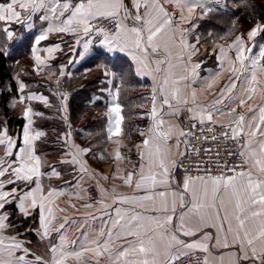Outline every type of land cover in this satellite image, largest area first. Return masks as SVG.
Masks as SVG:
<instances>
[{
    "label": "crops",
    "instance_id": "1",
    "mask_svg": "<svg viewBox=\"0 0 264 264\" xmlns=\"http://www.w3.org/2000/svg\"><path fill=\"white\" fill-rule=\"evenodd\" d=\"M10 0H0V4H7ZM77 2V1H74ZM163 7L169 12L172 23L166 34L161 33V37L168 40L169 51L164 52L163 48L158 53H150L147 57V63L150 71L137 72V61L133 58L132 50L121 51L119 48H109L103 44L104 34L96 31L91 32L88 36H84L80 33H60L50 32L47 33L45 40L36 44V39L44 34L49 24L53 26H61L59 21L51 19V14L41 9L39 12L31 13V9L22 11L21 22L13 21L6 23L0 21V29L3 31L4 38L0 43H4L2 48L5 49L7 56H18L20 58L25 57L26 61L18 62L15 64L16 73L15 79L18 83V95L11 99L9 107L13 115L24 118L25 126H29V119L31 120L30 131L32 135L36 132H42L43 135L36 141H34L35 154L41 159V178L40 183L43 188V194L46 196L48 191L55 189L60 192V195H54L50 198L51 203L45 201L44 215L45 218L50 221L48 237L43 236V228L41 227V208L39 207L40 201L38 200L36 207H31L30 202L24 203V211L18 206L20 204V194L23 191H27L29 188H35V182L28 184L23 181H17L15 184H7L9 177L6 175L3 178L5 181V191H10L12 188L18 189L16 198L11 199L5 204L3 209H0V216H7L4 221L6 227L0 232V236L4 238L15 237L20 242L23 248L28 249L27 240L21 237V234L10 233L11 229L9 221V210L6 206L15 203L18 213L21 216L29 217L35 213L39 215L38 229L34 230L38 235L41 242L48 241L52 237H56L55 246H59L61 243V237L65 238V243L72 249L75 244H72L73 238L67 237L71 234L73 228L74 233H77V250L79 245L85 241V239H100L103 241L106 237L98 236V233L102 230L106 231V227L110 226L111 218L116 216L115 208L120 207L124 209H132L135 207L136 211L142 212L145 215H159L163 217L171 213V201L172 193H176V212L174 216L173 224L169 227L174 229L179 223V215L181 212H185L186 208L181 207L180 196L184 194V183L188 178L180 173L178 168L179 158L183 157L187 152V140L186 132L183 129V117L189 115L193 120L199 122L200 113L196 106H206L214 103L217 97L220 95L221 90L229 83L230 78L233 77L232 72L229 70L228 61H234L237 68L240 67L239 62L236 61L237 47H229L233 45L237 37H242L244 47L252 49L251 54L245 51V55H258L259 48L264 45V40L261 39L264 26L256 24L254 26H248L249 28L241 30L240 32L226 36L212 35L208 33L206 38L204 34L200 32L201 26L207 22V15L216 8H226L228 0H200L203 7H197L194 12L189 14L187 8H180L176 5L175 0H159ZM139 3V12L135 4ZM123 8L120 11V19L129 28L137 26L135 22V16L137 14L143 16L145 8L143 6V0H122ZM233 6V4H229ZM17 10H19L17 8ZM125 10L127 11V19L125 17ZM31 13V19H28ZM49 16L48 20L41 19L42 16ZM67 17V14L64 18ZM94 26L95 21L92 22ZM28 24L32 27L29 28ZM260 26L257 36L251 40L248 38V33L257 26ZM97 27V26H96ZM7 28L13 33L11 39L8 38L4 29ZM98 28V27H97ZM109 35L115 33L108 32ZM1 34V33H0ZM1 36V35H0ZM80 43L77 44V40ZM183 40V43L181 41ZM210 42H206V41ZM89 41V47L87 50L84 48V42ZM59 46L58 48L56 46ZM187 45L188 47H185ZM194 46V47H193ZM19 48L18 50H14ZM52 48L53 51L49 52L48 49ZM221 48L224 49V53H221ZM35 50V52H34ZM97 50L104 51L109 57L126 58L129 64L134 69L135 74L143 81L142 91L147 93L144 99L145 109L142 114L139 115V119H143L145 122L137 129L139 140L128 146L124 136V118L122 120L121 128L122 134L120 136H112L109 139L108 128L110 121L108 117L109 108L113 105V98L115 96L116 89L114 87L115 74L113 72L106 75L104 79L105 87L101 90V93L105 97L97 95L94 97L92 103H96L101 100L105 106L102 110V116L105 118V134L107 137V146L105 147V155L97 156L93 154V150L90 147L84 146L76 138V133L83 132L81 126H74L69 118V93L63 88V82L66 77H70L72 72L80 66L84 61L93 56ZM139 54V53H137ZM35 55H39L44 62L39 68L35 62ZM167 58L170 61L171 68L168 63L160 64V71H157V60ZM246 63H248L246 61ZM199 65V67H194ZM223 68V70H222ZM28 71L29 75H34L38 80H45L47 83L46 93L37 91L35 88L30 87L22 79V74ZM250 76V74H248ZM259 79H264V74L257 73ZM183 77L184 79H180ZM168 79V84L165 86L164 93L160 92V88L163 86L164 79ZM178 83H173V81ZM213 83V87L209 89L208 83ZM237 88L231 93L227 94L224 98L222 105L217 107L223 108L224 115L214 114L215 123H229L232 117L227 115L228 109L235 107L237 113L246 112L248 105L243 108L239 106V99L243 87L246 83L241 76L240 80L236 81ZM20 84L24 85L23 90L20 89ZM156 90V107L158 113L164 120L163 126L158 131L167 132L171 129V134L168 137L167 143V163L169 166V174L167 183L164 185H158L155 192L165 191L168 193L169 211L167 213L161 211H151L150 203L145 202L144 207L134 206L133 204H119L113 203L114 197L119 196H143L151 194L144 189H135V181L138 178L134 176L133 185L130 187L124 184V181L120 177L126 176L129 171L138 172L142 163H147V157L142 161L140 153L145 152L146 149L143 146V141L148 139L152 133L150 129L153 126V119L151 117V111L153 108V90ZM175 89H179V101L173 99L171 92ZM196 92L195 105L192 103L191 94ZM168 95L171 107L162 103L164 96ZM23 97V99H21ZM29 97H32L29 99ZM41 97L43 99H41ZM183 100H187L188 103H183ZM259 98L250 101V104L257 103ZM116 102H119L117 100ZM121 105V104H120ZM56 109L57 113H54ZM192 108L193 111H188ZM27 109H31V113L28 118L24 116V112ZM121 115L122 106H121ZM50 122L60 124V130L57 131L55 138L51 139V144L48 147H43L42 144L48 135L51 128L46 127ZM46 125V126H45ZM111 126L114 128V114ZM7 129L8 136L16 139L19 144V138L17 135L11 134L6 124L0 126V133ZM180 132H184L185 135L181 136ZM143 133V135H141ZM23 130L20 136V146H22ZM179 144V147L177 145ZM2 148V146H0ZM55 148L59 149L58 155L50 156V151ZM83 149H89L87 153L83 152ZM119 150L123 159L117 161L115 159L116 151ZM75 155L76 161L73 162V156ZM0 157H3V151H0ZM147 172V168L145 169ZM154 171L159 172L160 169L155 168ZM75 175V176H74ZM207 178V177H205ZM59 183L62 185L60 186ZM64 186V187H63ZM71 193H74L72 195ZM40 193H37L39 196ZM159 198L157 197V201ZM190 200V193L185 195V203ZM91 205V207H86ZM108 205L109 207H105ZM48 207L52 208V216L48 214ZM145 209H148L147 211ZM107 213V214H106ZM221 216L223 212L221 211ZM65 220L67 223L65 224ZM219 223V222H217ZM61 224H64V228L60 232L55 229L60 228ZM186 227L194 228V221L185 219ZM235 226V224H233ZM203 232H208L212 237L208 241L209 251L207 253V259L209 264H258L251 258V252L247 247L246 241L243 240V233H241L240 240H234L233 234L227 232V222L224 224V231H218L217 227L208 226L206 228L198 229L197 236H183L179 235V238L191 242L193 240L201 239ZM225 236L227 237V246H225ZM219 240V244L217 243ZM7 242V239H6ZM116 244H122V240L115 242ZM243 244V249H242ZM115 245H113V250ZM195 250H186L190 253ZM175 251V249H173ZM202 251V250H200ZM245 251L248 252V258H245ZM17 256H24L26 261H35L33 253L28 249V253L25 254L23 250L16 252ZM84 259L88 261L99 260V264H109L107 255L96 257L92 253H86ZM71 262V261H70ZM73 264H81L79 261H73Z\"/></svg>",
    "mask_w": 264,
    "mask_h": 264
},
{
    "label": "snow or ice",
    "instance_id": "2",
    "mask_svg": "<svg viewBox=\"0 0 264 264\" xmlns=\"http://www.w3.org/2000/svg\"><path fill=\"white\" fill-rule=\"evenodd\" d=\"M175 3L180 8H187L189 14L195 11L197 7H203L200 0H175ZM145 13L143 16L137 14L135 22L137 26L128 27L120 17V11L123 8L122 0H10L7 4H0V21L11 23L13 21H21L22 11L31 9V13L39 12L44 9L51 14V19L59 21L61 26H53L49 24L47 31L41 34L35 41L39 44L45 40L47 33H80L88 36L91 32L96 31L104 34L103 44L109 48H119L121 51L132 50L133 58L137 61V72L150 71L147 63V57L150 53H158L161 48L164 52L171 56L168 47V40L161 37V33L166 34V29L172 23V18L169 12L163 7L159 0H143ZM135 7L139 12L140 4L136 3ZM17 8L19 10H17ZM31 13L28 19H31ZM127 19V11L125 10ZM67 14V17L65 15ZM41 19L48 20L49 16H42ZM101 19H112L115 23V33L109 35L103 28H97L93 25V21ZM31 28L32 25L28 24ZM260 26L253 28L248 33V38L257 36L260 31ZM9 39L13 33L7 28L4 29ZM80 40H77V44ZM89 41L84 42L85 50L89 47ZM183 43V40L181 41ZM238 45V47H237ZM59 47L58 45L56 46ZM185 47H188L185 45ZM194 47V46H193ZM229 47H237L236 61L240 67L235 66V62L229 60V70L233 77L229 83L221 90L220 95L214 103L206 106H196L200 113L199 122L204 124L215 123L214 114L224 115L223 108L217 107L222 105L227 94L237 88V80L243 79L246 86L243 87L239 106L243 108L248 105L246 112L237 113L236 108L228 109L227 115L232 117L226 127L229 131H224L221 135L225 139L239 141L243 139L241 144L242 150L239 152L241 163L228 169L230 175H216L205 177L188 178L184 183V194L180 196L182 208H186L185 212L179 215L180 223L174 228L169 226L173 224L176 212V193H172L171 213L164 215H145L142 212L132 209L122 210L120 207L115 208L116 216L111 218L110 226L106 227V231L102 230L98 233L100 237H106L103 241L100 239H85L79 245V250H69L65 243V238L61 237L59 246L50 248L51 256L48 260L37 256L35 261H26L24 256H17L16 252L23 250L25 254L28 249L23 248L22 244L15 237L4 238L0 236V264H69V258L81 262V264H99V260L88 261L84 259L86 253H92L96 257L107 255L109 264H182V257L187 255L186 250L199 249L204 252L209 251L208 241L212 239L208 232H203L201 239L186 242L179 238L183 236H197V230L208 226L217 227L218 231H224V224L227 222V232L233 234L234 240L241 239L246 241L247 247L251 252V258L259 261V264H264V79H259L257 73L264 74V45L259 48L258 55H245V51L251 54L252 49L247 50L244 47L242 37H237L233 45ZM49 52L53 49L49 48ZM35 52V50H34ZM139 53V54H137ZM221 53L224 49L221 48ZM35 62L39 68L44 62L39 55H35ZM246 61L248 63H246ZM160 71V64L168 63L171 68L170 61L167 58L156 61ZM194 67H199L196 65ZM223 70V68H222ZM250 74V76L248 75ZM180 79H184L181 77ZM178 83V81H173ZM213 83H208L207 87L211 89ZM168 84V79L165 78L160 92L164 93L165 86ZM20 89L23 90L24 85L20 84ZM173 99L179 101V89L171 92ZM119 97V88L116 89L113 98V105L109 108L108 128L109 139L112 136H120L122 134L121 105L116 102ZM259 98L255 104H250V101ZM32 97H29L31 99ZM23 99V97H21ZM41 99H43L41 97ZM193 105H195L197 96L193 91L191 94ZM153 108L151 117L153 126L150 129L152 135L143 141V146L147 150L140 153L142 161L147 157V163H142L138 172L129 171L126 176L120 177L124 184L133 185V178L137 176L135 181V189H144L146 194L143 196H119L113 199V203L133 204L134 206L144 207L145 202L150 203L151 211H161L167 213L169 211L168 193L165 191L155 192L158 185L167 183L169 174V166L167 163V143L168 137L171 134V129L167 132H160L158 129L163 126L164 120L158 113L156 107V90H153ZM183 103H188L183 100ZM163 104L171 107L168 95L164 96ZM188 111H193L189 108ZM31 109L24 112L26 118L29 117ZM114 114V128L111 126ZM31 120L29 126L23 129L22 146L16 139L8 136L5 128L0 133V151H3V157H0V178L9 177L7 184H15L17 181H23L31 184L35 182V188H29L20 194V204L18 205L24 211V203L30 202L31 207H36L38 200L41 208V227L43 228V236L48 237L49 223L45 218L44 209L45 201L51 203L50 198L54 195H60L55 189L48 191L47 195L43 194V188L40 183L41 178V159L35 154L34 141L38 140L43 133L36 132L35 135L30 131ZM209 132L212 128L208 129ZM143 135V133H141ZM180 135H185L180 132ZM216 140L215 135L212 136ZM179 147V144L177 145ZM87 153L89 149H83ZM115 159L117 161L123 159L119 150L116 151ZM76 161L75 155L73 162ZM247 170H244V166ZM147 168V172L145 169ZM155 168L160 169L159 172L154 171ZM237 168L241 170L237 171ZM5 181L0 179V209L5 207L11 199L16 198L18 189L12 188L10 191H5ZM40 193L37 196V193ZM190 193V200L185 203V195ZM157 197L159 200L157 201ZM91 207V205H86ZM105 207H109L105 205ZM146 211L148 209H145ZM49 216H52V208L47 209ZM221 211L223 216H221ZM107 214V213H106ZM186 217L190 221H194V228L186 227ZM7 216H0V232L6 227L4 221ZM219 222V223H217ZM67 221L65 220V224ZM235 224V226H233ZM61 224L60 228L55 231L60 232L64 228ZM7 239V242H6ZM122 240V244L115 242ZM76 244V241L72 242ZM219 244V240H217ZM113 245L115 249L113 250ZM225 246H227V237L225 236ZM175 249V251H173ZM243 249V244H242ZM245 258H248V252L245 251ZM204 264H209L207 258Z\"/></svg>",
    "mask_w": 264,
    "mask_h": 264
},
{
    "label": "trees",
    "instance_id": "3",
    "mask_svg": "<svg viewBox=\"0 0 264 264\" xmlns=\"http://www.w3.org/2000/svg\"><path fill=\"white\" fill-rule=\"evenodd\" d=\"M233 4V6H229ZM210 19L205 22L200 29L206 38L208 33L212 35L230 36L243 30L242 28L260 24L264 26V0H228L226 8H216L211 11ZM0 37L5 36L0 29ZM214 33V34H213ZM261 39L264 40V29ZM206 42H210L209 40ZM4 43H0V126L6 124L9 131L19 138L25 124L22 117L13 115L10 111V101L18 95V83L15 79L18 62L25 63V57L7 56L5 49L2 48ZM19 48L14 49L15 51ZM115 74L114 87L119 88L118 100L122 106L124 118V136L127 145L130 146L140 138L137 134L139 126L144 124L139 115L144 112V99L147 93L142 90L143 81L135 74L134 69L128 60L123 57L111 58L104 51L97 52L78 66L70 77H66L63 82V88L69 93V118L74 126H81L83 132L76 133V138L82 145L90 147L93 154L98 157L105 155L107 146V137L105 134V118L96 113L102 112L104 102L99 100L92 103L97 95L105 97L101 90L105 87V73ZM26 71L22 74V79L30 87L37 91L48 92L45 80H38L34 75H29ZM94 77L89 81L84 78L88 74ZM54 124V122H53ZM46 126V125H45ZM49 126V127H48ZM52 128L51 122L46 126ZM10 212V226L16 228L19 234L24 233L25 239L29 242H40L38 235L34 230L38 229L39 215L33 214L29 217L21 216L18 213L15 203L6 206Z\"/></svg>",
    "mask_w": 264,
    "mask_h": 264
},
{
    "label": "built area",
    "instance_id": "4",
    "mask_svg": "<svg viewBox=\"0 0 264 264\" xmlns=\"http://www.w3.org/2000/svg\"><path fill=\"white\" fill-rule=\"evenodd\" d=\"M77 1L78 0H74ZM98 28H103L108 32L115 31V23L112 19L95 21ZM183 129L186 132L187 152L179 158L178 168L181 174L187 177H208L216 175H230L228 169L241 163L239 152L242 150L239 141L225 139L221 133L229 131L226 127L228 123H208L196 122L189 115L183 117ZM212 128L209 132L208 129ZM217 137L216 140L212 136ZM241 170L237 168V171ZM247 170V166H244ZM207 253L204 251H192L183 256L182 264H204ZM259 264V262H258Z\"/></svg>",
    "mask_w": 264,
    "mask_h": 264
},
{
    "label": "rangeland",
    "instance_id": "5",
    "mask_svg": "<svg viewBox=\"0 0 264 264\" xmlns=\"http://www.w3.org/2000/svg\"><path fill=\"white\" fill-rule=\"evenodd\" d=\"M210 14L211 13H209L207 15V17H206L207 20L210 19V16H211ZM247 28H249V27H244L242 29L245 30ZM93 77H94V75L91 73V74H88L87 77L84 78V80L89 81ZM54 110H55L54 113H57L55 108H54ZM101 113L102 112H100L98 114L96 113V115L98 117H100V115H102ZM51 126H53V127L49 130V133H48V135H50V136H48L45 139L46 142H44L42 144L43 147H48L49 144L52 143L51 139L55 138L54 135H57V131L60 130V124L59 125L57 123L53 124V122H51ZM58 153H59V149L55 148L54 150L50 151L49 154H50V156H55L56 154L58 155ZM59 185L62 186L60 183H59ZM71 194L74 195V193H71ZM9 214H10V212H9ZM74 230H75V228H73V231L71 232V234L67 235V237L73 238V241H76L75 246L72 249L69 248V250H73V249L77 250V233H74ZM9 232L18 234V232H16V228L14 226L11 227ZM21 237H24V233L21 234ZM28 239L29 238L26 239L28 241L27 246H28V249H30V251L33 253V255H34L33 257L36 258L37 256H40V257L44 258L45 260H48L51 256L50 248L56 244V241L58 242V239L56 237L50 238L47 242L46 241H44V242L35 241V242L30 243ZM71 245L73 246V243ZM73 261H77V260H75L74 258H69V264H73Z\"/></svg>",
    "mask_w": 264,
    "mask_h": 264
}]
</instances>
